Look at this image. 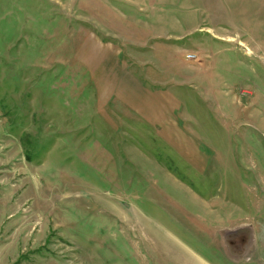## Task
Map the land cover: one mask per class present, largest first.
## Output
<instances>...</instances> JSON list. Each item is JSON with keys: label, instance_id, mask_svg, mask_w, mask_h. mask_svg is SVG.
<instances>
[{"label": "rangeland", "instance_id": "obj_1", "mask_svg": "<svg viewBox=\"0 0 264 264\" xmlns=\"http://www.w3.org/2000/svg\"><path fill=\"white\" fill-rule=\"evenodd\" d=\"M0 264H264V0H0Z\"/></svg>", "mask_w": 264, "mask_h": 264}, {"label": "crops", "instance_id": "obj_2", "mask_svg": "<svg viewBox=\"0 0 264 264\" xmlns=\"http://www.w3.org/2000/svg\"><path fill=\"white\" fill-rule=\"evenodd\" d=\"M110 78L111 83L119 90V96L124 104L128 105L137 116L148 123H152L155 127L158 126V131L163 132V138L175 142L172 144L174 147L179 146L177 140L184 141L175 133L176 118L170 115L169 104H165L172 98L166 93L149 92L150 90L135 80L133 81L124 73L113 71Z\"/></svg>", "mask_w": 264, "mask_h": 264}, {"label": "built area", "instance_id": "obj_3", "mask_svg": "<svg viewBox=\"0 0 264 264\" xmlns=\"http://www.w3.org/2000/svg\"><path fill=\"white\" fill-rule=\"evenodd\" d=\"M193 57H195L194 54H189V58H193Z\"/></svg>", "mask_w": 264, "mask_h": 264}, {"label": "bare ground", "instance_id": "obj_4", "mask_svg": "<svg viewBox=\"0 0 264 264\" xmlns=\"http://www.w3.org/2000/svg\"><path fill=\"white\" fill-rule=\"evenodd\" d=\"M102 58H104V55L102 56Z\"/></svg>", "mask_w": 264, "mask_h": 264}]
</instances>
